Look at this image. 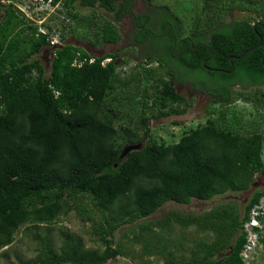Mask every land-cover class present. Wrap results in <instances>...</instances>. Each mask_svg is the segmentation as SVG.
Masks as SVG:
<instances>
[{
  "label": "trees",
  "instance_id": "16d2710c",
  "mask_svg": "<svg viewBox=\"0 0 264 264\" xmlns=\"http://www.w3.org/2000/svg\"><path fill=\"white\" fill-rule=\"evenodd\" d=\"M51 1L65 9L68 19L83 21L76 0ZM194 1L198 14L187 36L195 45L201 41L207 46L196 52L187 43L184 57L177 60L181 67L205 81L264 86V0ZM79 2L84 8H103L117 22L130 16L136 32L133 43L148 47L157 35L170 40L172 35H186L182 19L167 6L137 14L134 0ZM0 7L5 8L0 22V251L11 246L25 227L39 243L36 257L18 264H110L129 257L122 243L116 246L120 228L143 221L168 202L189 205L194 199L208 201L248 191L264 172V137L255 134L264 107L261 90L235 95L234 102L253 104L252 119L244 120L224 95L226 103L213 105L205 124L187 131L177 143H160L152 135L151 119L183 115L192 106L177 92L175 75L167 68L174 42L167 43L161 56L148 50L147 64L135 67L131 75L119 71L127 63L118 62L120 52L96 57L81 47L60 45L46 76L36 56L52 43L51 27L43 33L12 0H0ZM235 11L245 16L228 21ZM88 25L98 28L101 43L121 41L113 21ZM259 44L245 59L234 61L233 74L227 73L233 69L230 57L243 56ZM180 49L177 43L174 54ZM219 101L216 97L214 103ZM127 105L129 112L124 113ZM149 109L157 113L149 116ZM139 143L144 144L142 149L120 160L126 145ZM263 199L264 190L256 191L245 218H233L236 244L225 258L205 255L197 244L183 243L182 235L167 240L163 233L173 224L195 225L198 232L211 230L202 215L187 217L177 211L139 224L142 237L145 233L152 237L145 243L146 254L162 258L164 264H245L244 227ZM71 211L98 224L95 230L104 249H88L81 236L69 231L60 232L61 244L56 247L48 234L42 237L33 231L55 225ZM258 219L264 226V216ZM254 230L264 246V234Z\"/></svg>",
  "mask_w": 264,
  "mask_h": 264
},
{
  "label": "rangeland",
  "instance_id": "374dc122",
  "mask_svg": "<svg viewBox=\"0 0 264 264\" xmlns=\"http://www.w3.org/2000/svg\"><path fill=\"white\" fill-rule=\"evenodd\" d=\"M12 1L26 14V17L30 19L29 21L35 26H38L41 31L48 32L47 26L51 27L53 43L45 47L42 52L36 56V58L41 61L46 76H49L51 72L54 51L58 46L64 44H72L81 47L90 55L96 57L109 53H122L118 62H121L122 60L127 61L126 64L119 67V71L122 75L124 73L126 75H131L135 67L147 64V57H143L148 52L146 49L147 44L136 47L133 43L136 32L133 20L130 16H125L121 22H117L114 15L103 8H84L80 5V0H76V11L79 13L80 18L83 19L81 23H78L77 20H73L72 18L68 19L65 9L62 7L54 10L46 6H38L35 0ZM2 2L4 3L6 0H2ZM134 2V11L137 14L152 13L154 8L158 6L169 7L172 12L182 19L186 29V35H190L191 30L195 27L198 8L194 0H134ZM4 14L5 8L0 7V22L3 19ZM244 16L245 13L235 11L230 17H228V21L231 19L239 20ZM106 19L115 22L118 27L119 33L121 34V41L118 44H104L101 43V40V42L97 41L96 34L98 28L90 27L88 25V23L98 21L100 26H103ZM62 37H65V40H62ZM157 45L158 43L155 40L148 43V53H150V55H157ZM171 62L172 61L170 60L168 64L171 65ZM151 66L156 67L157 63H152ZM169 70L172 69L169 68ZM137 80L138 79H136V81ZM175 87L180 95L185 96L192 101V106L183 115L151 119L150 127L152 135L160 143L164 142L166 144H173L179 142L181 137L187 131L205 124L207 118L210 116V111H212L214 107L211 105L207 97L203 98L199 95L189 93L186 89H181L176 84ZM235 108L246 121L252 119L256 114L255 109L251 104L241 100H238ZM128 112L129 106L127 105L124 109V113ZM147 112L149 116L157 113L153 109H149ZM122 122L123 121H119L118 123L121 124ZM254 183L249 191L238 193L239 199L244 200L245 198L250 197V193L253 189L256 191L264 188V173L258 175ZM230 194L233 193L230 192ZM225 196L226 195L221 196L222 199L220 196L215 197L211 201H224ZM262 202L264 204V199ZM200 203L201 201L196 199H194L190 205L168 202L154 215L134 225H126L117 230L115 233L116 246L122 243L124 249L129 253V257H119L110 264H164L162 258L146 254L145 250L147 249V244L145 243L149 241L152 242V237L149 233L143 234L144 237H142L139 224L144 222L148 225L151 222H156L172 211L184 214L196 212L201 209ZM98 217L99 216L96 214L95 218L98 219ZM97 227L98 224L95 222L88 221L87 219L83 220L75 211H71L67 214L61 215L55 225L33 229V231H37V235L42 237L48 234L56 247H59L61 244L60 232L66 233L69 231L81 236L88 249H104L103 244L99 240V236L96 234L95 228ZM28 229L29 228L27 227L21 229L16 235L15 242L11 246L0 251V264H18L20 261H27L36 257L38 254L39 243L34 240V237L30 234ZM156 231L158 233L161 232L158 228ZM182 233V229L173 224L165 233H163V236L167 240L178 239ZM262 234H264V232H262ZM250 244L252 249L244 252L246 259L245 264H264V246L261 244L259 236L255 237V239L253 238V240L250 239ZM4 253L6 254L5 256L3 255Z\"/></svg>",
  "mask_w": 264,
  "mask_h": 264
},
{
  "label": "flooded vegetation",
  "instance_id": "af4514ba",
  "mask_svg": "<svg viewBox=\"0 0 264 264\" xmlns=\"http://www.w3.org/2000/svg\"><path fill=\"white\" fill-rule=\"evenodd\" d=\"M167 37H168L167 35H162V36L157 35L155 37L154 40L158 43L156 47V51H158L157 56H161L164 53L166 54L168 48L167 43L169 44L171 41L174 42L171 53L172 62L171 65L167 64L168 65L167 68L172 69L171 71L175 75L174 76L175 84L179 88L186 89L189 93H192L194 95H199L203 98L207 97L211 105H214L215 107L221 106L222 104L226 103V101L223 100L224 95L226 97H229L230 99L231 104L229 106H233V105L235 106L238 102V101L234 102L236 93L238 92L248 93L251 90L257 88L253 86L244 88L241 84L238 83H228V82L225 83V82H219L217 80L205 81L197 77L196 75L194 76L193 72H191L190 70H186L185 68H182L181 65L177 62V60L178 59L182 60V58L184 57L183 51L186 48L187 43H189L196 52L198 51L199 47H204V46L206 47L207 45L201 41H198L197 45H195V40H193L190 36L187 35H180V34L172 35L171 40L169 37L168 38ZM165 39L168 40L166 41ZM177 43H181V49L179 50L178 54H174ZM134 44L136 47H140L145 43L140 45L135 42ZM146 49L148 51L149 47H147ZM145 55L143 57H146ZM207 62L208 61H205V63ZM232 68H233L232 71L227 72L228 74H233L235 72L234 65L232 66ZM207 70L208 72L217 71L213 68H208ZM257 89L261 90L260 92L264 96V86H260ZM204 90L210 91L211 94L205 92ZM216 97H219L220 101L214 103ZM249 104H251L253 107L252 103ZM259 118H260L259 124L257 125V128H259V132L255 134L262 135L264 137V107L261 109V114L259 115ZM253 135L254 133L250 134V136ZM262 190H264V188L256 191H262ZM256 191L253 189L250 193V197H247L244 200L239 199L238 193L235 192H232L233 194L227 193L225 194L226 196L224 197L225 198L224 201H217V200L211 201L215 198L214 197L213 199L208 201H201L200 203L201 209H199L198 211L190 212L189 214L182 213L184 216L187 217H191L194 215H202L205 222L211 227V230H207L206 232H198L195 225L186 227L185 222L182 223L181 229L183 231L182 233L183 243H185V241H191V243L197 244L198 248L202 249V252L205 255L207 254L211 255V253L214 254V258L216 260L225 258L230 254H232L234 251V245L236 244V235H237L236 234L232 236L233 233L232 228L235 226L234 224H236V222H233V218L238 217L240 221H242L245 218L251 198ZM220 198L222 199L221 196Z\"/></svg>",
  "mask_w": 264,
  "mask_h": 264
},
{
  "label": "built area",
  "instance_id": "2783aa9c",
  "mask_svg": "<svg viewBox=\"0 0 264 264\" xmlns=\"http://www.w3.org/2000/svg\"><path fill=\"white\" fill-rule=\"evenodd\" d=\"M35 1L37 2L38 6H40V7L46 6V7L52 8L54 10L60 8V6H58V5L56 7H54L52 5L51 0H49L47 2L44 0H35ZM42 32L45 33V31H42ZM52 43H53V41H52ZM93 61L94 60H91V62H93ZM108 61H110V60H107L106 62H108ZM260 216H264V204L262 201L257 207H255L252 210L251 219L249 222H247L245 224V227H244L245 232L248 235V242H247V245L245 246L244 251L242 253L244 261L246 260L244 252L252 249L251 244H250V239L253 240V238L255 239V237L259 236L258 233H256L254 229L258 228L261 230V232H264V226L261 224L260 220L258 219ZM254 244H255V242H254Z\"/></svg>",
  "mask_w": 264,
  "mask_h": 264
},
{
  "label": "water",
  "instance_id": "95a60500",
  "mask_svg": "<svg viewBox=\"0 0 264 264\" xmlns=\"http://www.w3.org/2000/svg\"><path fill=\"white\" fill-rule=\"evenodd\" d=\"M258 24H254V28H256V26ZM259 46H260V44L257 45V46H255V47H253V48H251V49H249L248 51H246V53L243 56H240V57L232 56V57H230V63H231V65L232 66L234 65V61H241V60L245 59L249 53H251L252 51H254L255 49H257ZM262 63L264 65V58H263ZM143 145H144L143 143L126 145L124 147V149L122 150V153L120 155V160H123L124 158H126L131 152L142 149L143 148Z\"/></svg>",
  "mask_w": 264,
  "mask_h": 264
}]
</instances>
